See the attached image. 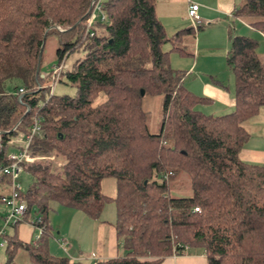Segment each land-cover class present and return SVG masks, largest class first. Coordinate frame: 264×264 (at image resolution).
Segmentation results:
<instances>
[{
  "label": "trees",
  "instance_id": "trees-1",
  "mask_svg": "<svg viewBox=\"0 0 264 264\" xmlns=\"http://www.w3.org/2000/svg\"><path fill=\"white\" fill-rule=\"evenodd\" d=\"M155 1L103 0L104 20L96 19L93 34L84 36L91 0H0V164L19 147L10 141L27 133L34 116L40 134L32 139L33 152L63 159L57 171L49 162L23 170L32 183L20 194L21 219L4 236L8 261L21 247L34 264H87L48 254L46 212L54 201L91 219L106 203L114 205L113 227L124 253L88 264H153L192 252H201L206 264H264V165L238 156L247 138L241 123L264 106L256 41L230 35L225 63L232 74L233 110L205 113L200 107L210 99L188 91L182 74L169 65L170 53L187 54L177 43L188 29L166 35ZM233 16L264 35V0H244ZM49 34L59 47L42 74ZM166 43L170 48L164 51ZM74 51L81 55L56 83L71 85L73 95L48 96L50 68ZM19 87L24 92L18 101ZM100 93L104 100L94 105ZM144 95L162 98L155 134L145 123ZM182 175L191 195L170 196L169 183ZM107 177L114 182L112 196L100 192ZM5 181L0 177V186ZM32 207L42 230L35 241L23 243L15 228L28 221Z\"/></svg>",
  "mask_w": 264,
  "mask_h": 264
},
{
  "label": "crops",
  "instance_id": "crops-1",
  "mask_svg": "<svg viewBox=\"0 0 264 264\" xmlns=\"http://www.w3.org/2000/svg\"><path fill=\"white\" fill-rule=\"evenodd\" d=\"M188 2L198 5L197 14L201 24L195 30L186 14ZM243 2L244 0L155 1V15L164 27L166 35L188 29L184 39L187 40L190 34H195L192 44L188 43L190 61L188 63L183 61L185 66H182L184 69L182 83L191 93L210 99L200 107L205 113L220 115L233 110L232 74L225 63L230 35L247 37L252 35L251 38L256 41L257 59L264 69V35L250 26L249 20L233 16L234 9ZM241 31L248 34H240ZM241 126L247 133V138L238 153L240 160L264 165V106L260 107L255 115L244 120ZM68 209L71 213H65L57 218L56 234L67 237L76 245L69 250L59 242L65 239L56 237L53 240H56L58 249L51 252L53 256L61 255L57 254L61 253L59 251L61 247L64 248L62 250L64 256L77 261L86 260L87 263L105 261L123 255V246L115 236L114 218L109 219L101 215L104 206L95 219L87 217L79 210ZM71 210H74V213ZM15 235L17 240L23 243H32L38 234L28 221H23L17 224ZM153 264H206V261L201 252H192L169 255L161 262Z\"/></svg>",
  "mask_w": 264,
  "mask_h": 264
},
{
  "label": "rangeland",
  "instance_id": "rangeland-1",
  "mask_svg": "<svg viewBox=\"0 0 264 264\" xmlns=\"http://www.w3.org/2000/svg\"><path fill=\"white\" fill-rule=\"evenodd\" d=\"M197 4V3H196ZM232 32V31H231ZM242 33L240 34H248L247 32L241 31ZM187 34H183L181 36L180 41H178V45L181 47V49L183 51H185L187 54L184 56H179L177 53H170L169 55V65L172 69L177 70L179 73L182 74L183 77V72L184 69L182 66H185L183 64V61L187 62L190 61L189 58V53L190 50H188L189 45L188 43L190 42L192 44V42L194 41V36L195 34H190V37L187 40H184L186 38ZM251 37H253L252 35H250ZM190 44V45H191ZM59 47V43L57 41L56 36L49 34L45 41H44V45H43V49H42V56H41V68L40 71L42 74H45L48 70V68L55 62V50L56 48ZM170 48V44L166 43L162 46V50H168ZM81 55V52L79 51H74L72 53L69 54V56L66 58V62H65V70L67 69V67L69 66V64L77 57H79ZM186 63V64H187ZM183 71V72H182ZM11 85L8 84L7 88H9ZM183 85V83H182ZM54 94H68V95H73L74 93V88L67 84V83H59L56 84L54 86L53 89ZM104 100V95L103 93H100L97 95V97L92 101V103L98 104L100 102H102ZM162 98L161 95H144L142 98V109L144 111L145 114V123L147 126V129L150 133H157L159 131V127H160V122H161V117H162ZM53 155V156H52ZM38 162L36 163H41V164H46V163H50L51 164V171H57L59 170V168L62 165V157H60L58 154L56 153H51V155L49 157L43 158V159H39L36 160ZM18 184L20 187V192L24 193L27 188L30 186V184L32 183V176L27 172V171H22L19 175H18ZM100 192L104 195H108V196H112L114 193V182L113 179L110 177L107 178H103L100 181ZM6 193V188L3 186H0V195L5 194ZM168 193L170 196H174V197H187L191 195V188H190V184L188 181V178L186 175H182L181 177H179L178 179H174L172 180L169 185H168ZM72 213H74V210H71ZM8 212V209L6 206H4L3 204H0V214H2V218L4 216V214H6ZM65 213H71L70 210L68 208H66L65 206H62L60 204H58L57 202L54 201H50L48 202V209L46 212V223L49 227V231H50V235L48 237H46V249L49 255L53 256V254L51 253L53 250L58 249V246L56 244V237L57 238H62L65 239L64 241H61L60 239V244L64 246V248H67L70 250L72 248L75 247V242L74 241H70L67 237H61L60 234H56V227L57 226V218L60 215H64ZM39 216V212H37L35 207H32L30 212H29V216H28V221L32 220L35 216ZM101 215L103 217H108L110 218H114V205L112 203H106L104 205V212L101 213ZM0 217V223L2 221V218ZM6 232L7 235H12V228H6ZM51 240L53 242H51ZM5 245V244H4ZM63 247H61V249H59V251L61 253H57V254H61L59 256H53V257H66L64 256L63 253ZM69 258V257H68ZM82 262L87 263L86 260H83ZM0 264H34L33 260L31 259V257L29 256V254H27L23 248L18 247L15 252L12 254L11 260L8 261V255L4 249V247L0 248ZM88 264V263H87Z\"/></svg>",
  "mask_w": 264,
  "mask_h": 264
},
{
  "label": "built area",
  "instance_id": "built-area-1",
  "mask_svg": "<svg viewBox=\"0 0 264 264\" xmlns=\"http://www.w3.org/2000/svg\"><path fill=\"white\" fill-rule=\"evenodd\" d=\"M102 1L103 0H91L90 8L88 9L87 18L85 19L84 25V36H91L93 32L90 27L92 23L99 19L100 21L104 20V14L102 12ZM198 5L194 2H188L186 8L187 17L190 19L192 28L195 30L200 24L201 19L197 14ZM58 28V27H57ZM59 29V28H58ZM61 30V29H59ZM65 71V61H62L60 64L53 66L49 71V91L48 96L51 95L54 86L56 85L60 75ZM40 88V86H38ZM24 90L22 87L17 89V100L19 101ZM25 107V111H27ZM15 127V126H14ZM13 127V128H14ZM40 134L39 128V119L34 116L31 120V124L27 130V133L20 138H14L10 141L11 144H18L19 147L15 150L7 152L6 162L0 164V177L4 176L6 181L4 182V187L6 188V193L0 195V204H3L7 207L8 212L4 214L2 221L0 223V248L5 244L4 236L7 234L6 228L10 224H13L21 219V216L24 212V203L20 199V187L18 184V175L28 166L34 165L36 160L49 157L51 153H35L31 149V142L35 136ZM53 156V155H52ZM194 211H197V208H193ZM40 222V217L37 215L32 220H30V225L37 230V236L34 238V241L39 237L42 227L37 226Z\"/></svg>",
  "mask_w": 264,
  "mask_h": 264
},
{
  "label": "water",
  "instance_id": "water-1",
  "mask_svg": "<svg viewBox=\"0 0 264 264\" xmlns=\"http://www.w3.org/2000/svg\"><path fill=\"white\" fill-rule=\"evenodd\" d=\"M142 93H143V91H142V90H140V95H142Z\"/></svg>",
  "mask_w": 264,
  "mask_h": 264
}]
</instances>
